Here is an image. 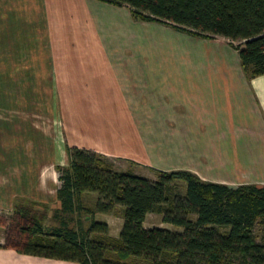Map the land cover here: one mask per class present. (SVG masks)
Returning a JSON list of instances; mask_svg holds the SVG:
<instances>
[{
    "label": "crops",
    "instance_id": "1",
    "mask_svg": "<svg viewBox=\"0 0 264 264\" xmlns=\"http://www.w3.org/2000/svg\"><path fill=\"white\" fill-rule=\"evenodd\" d=\"M1 7L0 80L13 83L11 105H0V120L12 123L4 148L17 145L23 126L62 144L35 175L0 151V216L14 218L21 200L47 214L60 209L57 167L69 165L67 147L144 171L264 186V75L250 78L227 39L141 22L129 7L100 0H4ZM24 15L31 23H22ZM39 90L51 102L37 104ZM148 216L146 229L182 231L162 219L165 228L147 226ZM99 218L111 232L110 220ZM0 264L76 263L0 248Z\"/></svg>",
    "mask_w": 264,
    "mask_h": 264
},
{
    "label": "trees",
    "instance_id": "2",
    "mask_svg": "<svg viewBox=\"0 0 264 264\" xmlns=\"http://www.w3.org/2000/svg\"><path fill=\"white\" fill-rule=\"evenodd\" d=\"M100 1L129 7L141 22L227 39L250 78L264 75V0ZM66 152L69 165L57 167V225L45 226L32 207L17 203L15 217L25 239L4 248L76 264H264V186L205 182L186 170L156 171L159 178L152 181L132 170L116 171L94 151ZM178 181L186 184L183 195ZM86 194H96L93 207L84 205ZM118 208L123 226L114 238L95 216ZM149 214L182 231L144 228Z\"/></svg>",
    "mask_w": 264,
    "mask_h": 264
},
{
    "label": "rangeland",
    "instance_id": "3",
    "mask_svg": "<svg viewBox=\"0 0 264 264\" xmlns=\"http://www.w3.org/2000/svg\"><path fill=\"white\" fill-rule=\"evenodd\" d=\"M4 1V0H3ZM3 1L0 0V9H2L1 6H3ZM10 1H16V0H10ZM18 1V0H17ZM29 7V6H27ZM24 23H31L30 20H32V16L28 17L24 15ZM16 19V18H15ZM228 43H230L228 41ZM4 80H0V105H11V101H9L8 96L10 95L12 97L13 92V83H5L4 86ZM40 92V93H39ZM38 94L34 96L36 97V100H34L37 104H45L51 102V96L42 94L43 90H39ZM33 100V99H32ZM0 114L1 109H0ZM12 123L10 122H4L3 119L0 120V151L5 150L3 144L4 137H11L12 136ZM27 126V125H26ZM56 133V131H54ZM1 133H3V136L1 137ZM41 141L43 143L42 148H37L35 145V141L38 143ZM61 144L62 141L56 137L52 136V133L49 134L48 137L41 136L39 132H35L33 128L24 127L22 128V135L17 141V145L13 148H9L8 150H5L8 153H14L15 157L9 160V163H13L15 166L21 167L22 169H25L27 167H31L32 175H35L39 172L40 168L44 164L50 163V157L53 156L54 158L59 157V153L61 151ZM3 146V147H2ZM41 147V146H40ZM36 157V158H34ZM109 159V158H108ZM111 163L114 165V169L116 171H128L131 167L133 168V171L141 172L142 174H146L147 176H150L152 179H158L159 175L156 171H147L143 170L141 168H136L133 165L124 163L123 161H116L113 159H109ZM26 165V166H25ZM29 169V168H28ZM34 173V174H33ZM177 190L180 195H183L186 192V184L183 182H176ZM97 199L96 194H86L83 199V203L85 206L93 207L95 200ZM22 205H25L26 203L24 201L19 202ZM52 207V205H50ZM51 212L47 214L45 210H34V213L38 219L42 221V223L49 227L55 224L54 218H53V210H50ZM101 219V217L108 218L111 222V232L109 231V235L118 238L119 236V229L123 225V218L121 215V210L118 208L116 210L115 214L112 215H103V214H97ZM4 217L0 216V248L6 247H14L18 246L22 240L25 239L21 235V232L18 227V218L15 217ZM84 221V217L81 218ZM75 222L72 223V226H74ZM86 224V221H85ZM147 226H160L161 228L164 227L161 222V216L157 214H150L146 221ZM173 227L172 225H168V227ZM159 228V227H156ZM165 228V227H164ZM121 230V229H120ZM258 238L261 237V229H258L257 231Z\"/></svg>",
    "mask_w": 264,
    "mask_h": 264
}]
</instances>
